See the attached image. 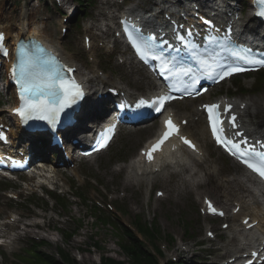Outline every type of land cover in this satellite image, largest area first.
<instances>
[{
	"label": "rangeland",
	"instance_id": "obj_1",
	"mask_svg": "<svg viewBox=\"0 0 264 264\" xmlns=\"http://www.w3.org/2000/svg\"><path fill=\"white\" fill-rule=\"evenodd\" d=\"M92 2V9L90 13L92 14L94 11L97 13L102 11V6L100 5L101 0H90ZM35 3V2H34ZM33 2H31L29 5L27 4V0H0V6H2L4 9L0 10V17L1 22L8 27H13L16 30V26L18 24H21V20L24 17L25 14H35L38 13L35 17L37 18V21L40 22V20L46 16L49 15V13L44 9V5L40 4L39 7L33 8V6H36ZM120 9V7H119ZM90 16V15H89ZM52 17L53 16H48ZM55 19V18H53ZM48 25V24H47ZM57 26V21L52 20V23L49 24L50 30ZM16 31L12 33L14 35ZM79 34H83L81 31H78ZM72 40V37L70 38V41ZM73 41L77 42L78 44H81V39L73 37ZM97 45V44H96ZM95 45V46H96ZM75 53H78L75 49H73ZM73 54V53H72ZM96 54L97 58H93L92 55ZM79 59L77 61L81 63V66L87 67H103L110 75L113 73V79L114 82L118 84L122 83L124 86L129 88L132 91H141L142 88L137 86L136 80L134 77H132L128 70L123 68L120 69L118 64L115 62L114 64L109 63V61H106L104 59H99V50H96L94 52H87L85 50V47H81L79 49ZM80 65V64H79ZM112 66H117L118 70H112L109 71L107 68H110ZM89 69V68H88ZM130 71V70H129ZM246 86H250L249 84L245 83ZM2 101H0L3 105H6V95L0 94ZM264 98V90L260 92L257 96H250V99H253L256 101L259 105H261V102ZM9 99V98H8ZM244 99H248L247 97H244ZM7 109V108H5ZM141 146L138 145L134 149H131L129 146V143L126 144L125 140L119 142L116 146H114L110 152L101 158L97 160L96 165L99 166V168L104 167L106 165H109L110 163L113 164V162H119V160H130L133 159L136 156V153L138 149ZM209 154V160L205 166H211L214 165L218 169V175L211 176L207 181H205L202 186L198 189H193V195L191 197H187L191 195V193H188V190L184 188L180 182L181 178L175 179L172 185L169 186H159L157 187L158 190H161L165 194L164 199H157L154 195H151V198L147 200L146 196L143 194H140L138 191L135 192H128L132 190L133 188L130 187L126 190L127 194L125 197V201L129 204V210H132V203L135 200L139 201L138 204V210L142 213L149 214L151 220H155L153 227L155 224L158 225L160 232L163 234V237L171 236V234L176 235V238H182V235H184V232L181 231L180 226H178V223L181 221L189 222V223H196V224H202V221H205L201 216V210L203 208V198L207 197L215 201L217 204L221 205L222 208L225 210H233L232 207H226L223 203V197L228 193L225 189L221 187V184L224 182V179L221 174L224 173H230L233 176L237 175V172H234L231 170V165L228 163V161L224 160L219 156V154L214 151L207 149ZM118 160V161H115ZM209 168V167H208ZM207 168V169H208ZM206 169V170H207ZM96 172V171H95ZM111 169H105L101 173H91V175L99 176L100 179L103 180H110L111 177ZM105 173L107 174L104 175ZM103 175V176H102ZM238 176V175H237ZM224 184V183H223ZM225 185V184H224ZM180 189V191H179ZM18 195L22 196V194ZM118 196H122V190L118 191ZM124 196H122L120 199H122ZM89 199V196H88ZM94 200L101 201L100 198L95 197ZM90 201V200H88ZM138 201H136L138 203ZM42 205V204H40ZM15 211H20L21 209L25 211H29L31 208L28 207V204L20 205L17 204V207L13 206ZM24 213V212H23ZM70 217H73L75 221L81 220L80 225H83L82 230H80L76 235L72 238V242L65 247L62 241L61 234H49L48 238L50 241L47 243L52 247V250L49 249H43L46 253H52L55 254L57 252V249L59 248H66L67 253H69L72 259L76 260L79 264H97L99 262V258L102 254L108 255L116 260H126V258L119 253V250L116 246V241L114 238L108 233L109 230H101L97 229L95 226H92L91 220L87 219L86 217L89 216V213L86 208H84V202L83 207L80 205H75L73 212H71ZM85 217V218H84ZM155 217V218H154ZM84 218V220H83ZM210 222V220H207ZM225 221H219V227L223 225ZM240 224L239 219L236 220L232 227H237ZM65 231H68L70 234L76 229L77 225L70 224V225H64ZM180 228V229H179ZM191 229L193 231H196L195 227L192 226ZM43 234V233H40ZM31 236L37 237V235L32 232L29 234ZM199 237L202 236V232L199 231ZM90 240L97 241L101 244V255L98 252H95L93 247H91L92 242ZM202 240V239H201ZM162 239L160 240V242ZM25 244H20V241H17L16 246L19 248L24 247ZM160 245V244H158ZM28 246H30V243L28 242ZM148 246V245H147ZM177 246L175 245V249ZM83 250V252L81 251ZM12 260L10 257H5L0 260V264H11Z\"/></svg>",
	"mask_w": 264,
	"mask_h": 264
},
{
	"label": "snow or ice",
	"instance_id": "obj_2",
	"mask_svg": "<svg viewBox=\"0 0 264 264\" xmlns=\"http://www.w3.org/2000/svg\"><path fill=\"white\" fill-rule=\"evenodd\" d=\"M259 2L264 4V0H259ZM259 15L264 16V11L259 12ZM122 23L128 40L131 42L132 47L141 60L147 61L149 58L158 60L162 71L171 73L183 85L185 90H195V86L199 82L200 77L194 75L190 67L178 66L175 57L171 59L165 58L162 53V46L166 43L165 41L161 40L158 44L156 43L155 37L151 35L146 36L142 31L135 29L128 21H122ZM3 39V34H0V42ZM179 39L183 41L184 38L179 37ZM18 47L17 63L12 66L11 74L20 87V100L22 101V105L15 109V112L25 121L28 119H36L47 121L50 125L55 126L59 123L60 114L83 97V90L75 80L66 76V73H71L73 70L71 68H63L55 57L49 56L45 58L43 55L45 49L42 47L38 46L36 48L35 51L38 54H33L28 49V46L23 43ZM222 47L228 49L227 42ZM0 50L4 51V55L8 54L6 49ZM229 51H231V55L234 58L247 59L246 57L239 56L236 51L230 49ZM248 62L264 64V59L258 61L249 60ZM199 64L209 78H214L215 75H218L219 78L223 79L232 73L243 71L240 67H225L222 64H217L215 58L211 62L207 59H201L199 60ZM217 68L223 70L217 73ZM169 88L170 91L180 90L176 83L170 84ZM172 98L170 95L159 96L151 102L150 106L155 108L156 112L161 113L165 111L166 103ZM146 103L148 102L145 100L140 101V105H145ZM220 108L221 106L219 104L204 105L216 143L231 155L239 158L246 167L257 173L261 178H264V151L258 152L250 148L246 152L242 145H246L247 140L237 141L231 139L227 135L226 126L221 115H218ZM230 111L231 105H228L225 112ZM235 121L236 117L231 116L228 126L236 129L238 125ZM164 124L166 131L161 138L147 152L143 153L149 162L153 160V154L161 150L165 142L173 136L179 135V126L171 118L165 120ZM233 134L237 137H243L244 135L238 131ZM2 138L4 137H0V139ZM180 139L190 149L193 151L196 150V146L191 140L183 136ZM103 146L104 144L101 145V147ZM208 204L209 208L215 212L211 202H208Z\"/></svg>",
	"mask_w": 264,
	"mask_h": 264
},
{
	"label": "bare ground",
	"instance_id": "obj_3",
	"mask_svg": "<svg viewBox=\"0 0 264 264\" xmlns=\"http://www.w3.org/2000/svg\"><path fill=\"white\" fill-rule=\"evenodd\" d=\"M166 4H168V1L165 0H158L156 2L157 5L159 6H164ZM33 30V31H31ZM45 30H47V28H45ZM43 30L41 31L40 28L37 26V24L35 22H33L31 19L29 21H27V23L21 27L18 35H17V39L21 38V37H28V36H35V35H40L38 38L41 39L42 37H46L48 36L47 32ZM10 30L6 29V32L9 33ZM9 37L12 38L11 32L9 33ZM64 57L66 58V60L68 62H70L71 65L74 66V61L67 57L64 54ZM125 64L129 65L126 60H125ZM130 66V65H129ZM111 78H107V77H99V76H93L92 78H85L84 77V81L87 85H94V84H99V86L101 85H111ZM242 104H240L241 106ZM253 106L255 107V109H253ZM259 106L257 104H251V105H247V109L242 113V118L241 120L245 121L246 116L247 117H257L258 113H259ZM198 115H196L195 117H197ZM264 128V123H260L258 130L259 131H263ZM152 129V128H149ZM150 130L144 129L142 130V132H138L135 131L134 136L131 137L130 141L132 142V147H136L139 145L141 138H143V135H148ZM75 138L73 139H77L76 136H74ZM70 139V137H69ZM72 141V139H70ZM198 151L199 154H202V158L198 155V156H194L192 154H184L183 152H176L175 155H170L167 154L168 157L166 158H162L161 160V173L164 174L166 169L168 168H175L176 165L181 166V163L186 164V167L183 169V173H187L188 175V181L191 180H195V183H200L202 182L198 177V171L201 168V166L203 165V162L205 161V156H204V151L203 148L199 145L198 143ZM62 162H65V160H62ZM174 164V165H173ZM176 164V165H175ZM145 165V161L140 162L135 161L132 164H130L129 168L132 171V173L134 172L133 175H135V179L137 180V182H141L143 181H147V182H152L154 180L153 176L154 173L152 172L155 167H153L151 170H149L148 168H144ZM188 168V169H187ZM151 171V172H149ZM213 171H209L208 175H212L213 173H211ZM140 173H143L144 175L142 177L145 178H141L138 175ZM122 185L126 186L129 182H131L133 179L131 178V176L125 175L122 178ZM199 185V184H194ZM190 187V186H189ZM224 188L226 189H230L229 194L226 196V199L228 202H231L232 199L234 198V201H236L237 206H235L234 209H236L237 207H240V212L238 213L239 215H242L243 218L241 219V221H244L247 218H251V222L255 223L258 222L257 227L255 228V232H259L261 234L264 233V217H263V210L261 209V205L259 204V200L258 197L244 184H242L241 181H237L236 178H234L233 180L230 181H226V185L224 186ZM244 195V196H242ZM236 232H238V230H236ZM256 235V234H255ZM254 235V236H255ZM227 250V249H226Z\"/></svg>",
	"mask_w": 264,
	"mask_h": 264
},
{
	"label": "trees",
	"instance_id": "obj_4",
	"mask_svg": "<svg viewBox=\"0 0 264 264\" xmlns=\"http://www.w3.org/2000/svg\"><path fill=\"white\" fill-rule=\"evenodd\" d=\"M126 252L128 255H130V264H156V261L142 250L136 249L135 251H131V249H128ZM63 259L66 264H77L75 261H71L68 256H66ZM107 264H123V263H116L110 261Z\"/></svg>",
	"mask_w": 264,
	"mask_h": 264
}]
</instances>
